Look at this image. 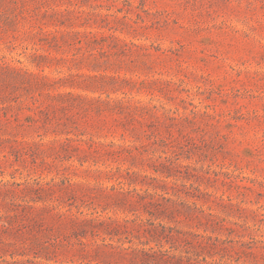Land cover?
<instances>
[{
    "label": "rangeland",
    "instance_id": "374dc122",
    "mask_svg": "<svg viewBox=\"0 0 264 264\" xmlns=\"http://www.w3.org/2000/svg\"><path fill=\"white\" fill-rule=\"evenodd\" d=\"M0 216V264H264V0H0Z\"/></svg>",
    "mask_w": 264,
    "mask_h": 264
},
{
    "label": "trees",
    "instance_id": "16d2710c",
    "mask_svg": "<svg viewBox=\"0 0 264 264\" xmlns=\"http://www.w3.org/2000/svg\"><path fill=\"white\" fill-rule=\"evenodd\" d=\"M116 153V151H113ZM126 176L133 180L131 177V173L127 171ZM124 177V176H123ZM126 178V177H124ZM120 184H125L124 181H120ZM38 190H42V188H39ZM136 191L135 189L133 190ZM130 191H127L129 193ZM125 194V192H123ZM139 198L142 200L145 199L147 196H143L140 193H137ZM28 202V201H27ZM149 206H155L156 203L153 201L147 202ZM14 208H21V204L13 203ZM147 206V205H146ZM22 208L26 209L22 211V213L17 212L15 215L10 216L11 218L16 219L17 226H14L12 222H2V228L5 233H9L11 235H16L15 237H19V235L25 231L29 230L31 226H34L35 228H39V224L35 220V218H31L29 214H27L28 210H32L34 207L30 205L29 203L26 206H23ZM153 213V212H150ZM4 218V216H0V219ZM33 221V224L31 225L30 222ZM107 222L98 218H85L75 219V227L73 230V236L76 239V243L80 246H83V248L87 247V242L84 240L87 237L88 234V228L90 227V233L95 236L100 231H108L111 227L115 229L116 233H119L121 225L111 221L109 222V229L106 228ZM161 231L155 230L152 232L153 239H156L157 241H160L162 238H174V231L175 228L173 227H166L162 224H160ZM110 233V232H109ZM57 240H54L53 244H56ZM14 244V243H9ZM15 244H17L15 242ZM105 245V244H104ZM16 246V245H15ZM106 247L108 249H103L102 246H97L94 249V253L96 256L99 255H119L120 258L124 261H130L132 264H160L161 262L171 264L172 261L168 260V258H171V256L165 252L162 251H153V250H145V249H137L133 247H127V248H119L112 244H106ZM163 260V261H161Z\"/></svg>",
    "mask_w": 264,
    "mask_h": 264
}]
</instances>
